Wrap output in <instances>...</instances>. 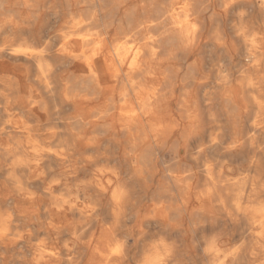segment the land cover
<instances>
[{"label":"clouds","instance_id":"obj_1","mask_svg":"<svg viewBox=\"0 0 264 264\" xmlns=\"http://www.w3.org/2000/svg\"><path fill=\"white\" fill-rule=\"evenodd\" d=\"M0 264H264V0H0Z\"/></svg>","mask_w":264,"mask_h":264}]
</instances>
